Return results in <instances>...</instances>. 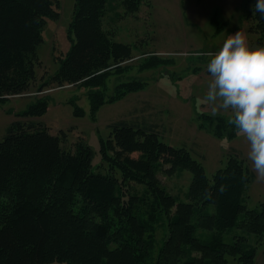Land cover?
<instances>
[{
  "label": "trees",
  "instance_id": "trees-1",
  "mask_svg": "<svg viewBox=\"0 0 264 264\" xmlns=\"http://www.w3.org/2000/svg\"><path fill=\"white\" fill-rule=\"evenodd\" d=\"M114 1L124 15L136 14L142 2L74 0L71 47L54 74L44 82L39 77L38 92L50 85L92 87L131 59L130 46L113 40L103 24ZM54 3L0 0V101L35 87L42 31L47 19L58 18ZM254 3L247 17L257 46H264V18ZM141 86L122 84L106 102ZM101 95L89 91L91 111L105 103ZM46 107V98L35 99L0 141V264H226L229 257L253 264L255 247H245L246 236L233 235L231 243L222 238L237 230L253 235L257 246L264 243V203L247 206L251 175L242 160L229 156L208 179L187 150L164 144L153 127L119 121L100 140L102 171L95 170L84 141L68 148L33 120ZM230 119H216V134L236 130ZM177 169L192 175L186 202L167 193L158 178Z\"/></svg>",
  "mask_w": 264,
  "mask_h": 264
},
{
  "label": "rangeland",
  "instance_id": "rangeland-1",
  "mask_svg": "<svg viewBox=\"0 0 264 264\" xmlns=\"http://www.w3.org/2000/svg\"><path fill=\"white\" fill-rule=\"evenodd\" d=\"M255 0H142L139 11L124 15L118 2L106 12L104 27L113 33V40L128 44L131 59L120 69L106 72L99 84L90 86L65 84L50 85L41 92L37 88L58 68L57 59L65 56L71 47L69 26L73 17L74 0H58L57 19H47L42 31V43L37 55L42 67L36 69V85L22 97L0 101V141L10 124L17 120L35 99H47L42 116L33 118L44 124L50 134L60 136L65 146L76 147L80 141L93 152L92 166L102 171L99 154L100 140H105L111 125L130 121L136 128H151L158 138L173 148H184L191 158L201 164L206 177L224 167L229 156L242 160L251 175L246 188V203L255 208L264 203V179L258 178L247 159L248 142L237 130L228 128L216 134L217 118L228 119L229 110L212 112V106L202 100L209 76L206 72L208 55L221 45L227 34L243 33L251 46H257L258 35L247 17ZM71 36V35H70ZM72 37V36H71ZM139 82L142 86L125 93L112 102L109 98L122 84ZM89 91L102 92L103 103L91 111ZM108 99V100H107ZM165 168V167H164ZM191 173L175 170L158 178L167 193L180 202H186ZM165 224L159 227L157 239L165 233ZM162 234V235H161ZM202 231L196 236L201 237ZM247 237L246 248L255 247L253 264H264V243L255 245L256 238L234 230L223 234L225 243L233 235ZM160 245L157 241L155 250ZM226 264H240L231 257Z\"/></svg>",
  "mask_w": 264,
  "mask_h": 264
},
{
  "label": "clouds",
  "instance_id": "clouds-1",
  "mask_svg": "<svg viewBox=\"0 0 264 264\" xmlns=\"http://www.w3.org/2000/svg\"><path fill=\"white\" fill-rule=\"evenodd\" d=\"M253 10L264 18V0H255ZM208 55L209 76L202 100L212 112L229 110V123L248 142L247 159L264 179V46H251L240 31L227 34L222 45Z\"/></svg>",
  "mask_w": 264,
  "mask_h": 264
}]
</instances>
